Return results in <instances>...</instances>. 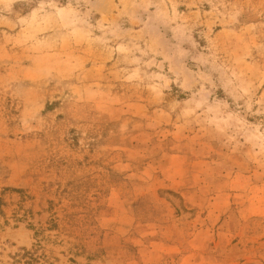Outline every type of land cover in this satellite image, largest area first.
Instances as JSON below:
<instances>
[{"label":"rangeland","instance_id":"1","mask_svg":"<svg viewBox=\"0 0 264 264\" xmlns=\"http://www.w3.org/2000/svg\"><path fill=\"white\" fill-rule=\"evenodd\" d=\"M0 264H264V0H0Z\"/></svg>","mask_w":264,"mask_h":264}]
</instances>
